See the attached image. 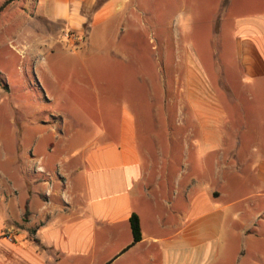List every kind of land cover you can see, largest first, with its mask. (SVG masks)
<instances>
[{
    "label": "crops",
    "instance_id": "0c3cea01",
    "mask_svg": "<svg viewBox=\"0 0 264 264\" xmlns=\"http://www.w3.org/2000/svg\"><path fill=\"white\" fill-rule=\"evenodd\" d=\"M133 1L36 0L34 12L81 38ZM229 3L250 82L247 93L229 84L227 108L181 111L172 124L171 110L107 107L95 94L85 122L24 115L0 182V264H232L241 239L263 253L264 0ZM38 134L49 138L29 141Z\"/></svg>",
    "mask_w": 264,
    "mask_h": 264
},
{
    "label": "rangeland",
    "instance_id": "374dc122",
    "mask_svg": "<svg viewBox=\"0 0 264 264\" xmlns=\"http://www.w3.org/2000/svg\"><path fill=\"white\" fill-rule=\"evenodd\" d=\"M35 2L0 0V182L10 147L23 141L26 113L85 122L96 95H104L107 107L119 98L134 109L171 110L175 124L181 111L217 110L221 101L227 108L230 83L232 92H249L250 79L235 52L229 0H134L130 14L81 38L36 17ZM182 62L195 81H188ZM48 138L38 134L29 141ZM262 224L264 213L255 227ZM234 250L232 264H264V250L256 258L245 239Z\"/></svg>",
    "mask_w": 264,
    "mask_h": 264
},
{
    "label": "trees",
    "instance_id": "16d2710c",
    "mask_svg": "<svg viewBox=\"0 0 264 264\" xmlns=\"http://www.w3.org/2000/svg\"><path fill=\"white\" fill-rule=\"evenodd\" d=\"M131 228H132L134 242L141 240L142 229L140 224V218L136 213H134L131 217Z\"/></svg>",
    "mask_w": 264,
    "mask_h": 264
},
{
    "label": "built area",
    "instance_id": "2783aa9c",
    "mask_svg": "<svg viewBox=\"0 0 264 264\" xmlns=\"http://www.w3.org/2000/svg\"><path fill=\"white\" fill-rule=\"evenodd\" d=\"M8 237H10L9 235H7Z\"/></svg>",
    "mask_w": 264,
    "mask_h": 264
}]
</instances>
